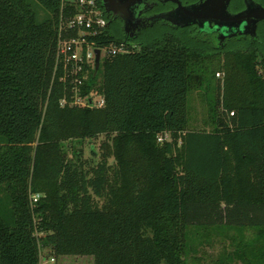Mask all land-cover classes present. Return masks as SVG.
<instances>
[{
  "label": "trees",
  "instance_id": "16d2710c",
  "mask_svg": "<svg viewBox=\"0 0 264 264\" xmlns=\"http://www.w3.org/2000/svg\"><path fill=\"white\" fill-rule=\"evenodd\" d=\"M63 14L61 0H0V264H41L45 247L187 264L192 227L253 228L219 264H264V24L219 48L108 24L97 43L137 46L91 69L81 93L103 95L96 107L61 103L73 86L57 60ZM195 79L211 85V130L189 128ZM101 135L96 160L69 156L66 141Z\"/></svg>",
  "mask_w": 264,
  "mask_h": 264
},
{
  "label": "flooded vegetation",
  "instance_id": "af4514ba",
  "mask_svg": "<svg viewBox=\"0 0 264 264\" xmlns=\"http://www.w3.org/2000/svg\"><path fill=\"white\" fill-rule=\"evenodd\" d=\"M125 1L116 0L117 11L106 12L109 24L113 23L117 30L132 39L170 29L219 48L233 40L255 35L264 24V20H258L253 27L255 12L249 16L248 23L231 18L246 12L249 7H264V0H228L220 13L210 10L211 0Z\"/></svg>",
  "mask_w": 264,
  "mask_h": 264
},
{
  "label": "built area",
  "instance_id": "2783aa9c",
  "mask_svg": "<svg viewBox=\"0 0 264 264\" xmlns=\"http://www.w3.org/2000/svg\"><path fill=\"white\" fill-rule=\"evenodd\" d=\"M102 0H61L65 15L69 8L72 14L61 23L58 38L57 60L63 69V80L73 83L72 94L62 99V104L102 107L105 98L95 90L81 93V85L88 79L92 68H96V50L101 51V62L106 55H117L134 51L137 46L131 41L111 42L101 46L95 40L101 36L109 24ZM74 10V11H73ZM105 51V54H103ZM219 74V73H218ZM91 100V102H90ZM160 135L159 139H162ZM39 195L33 197L37 201ZM56 257L43 258L41 264H54Z\"/></svg>",
  "mask_w": 264,
  "mask_h": 264
},
{
  "label": "rangeland",
  "instance_id": "374dc122",
  "mask_svg": "<svg viewBox=\"0 0 264 264\" xmlns=\"http://www.w3.org/2000/svg\"><path fill=\"white\" fill-rule=\"evenodd\" d=\"M103 54H105V51H103ZM220 76H223L222 72L221 75L217 72L216 77ZM214 82H216V79H214ZM209 87L211 85L207 86L206 83L200 84L198 79L193 81L189 92L190 129L211 130L213 128L210 120V105L208 102L212 89ZM103 138L104 136L101 135L98 138L72 139L66 141L64 144L70 157H74L77 152H81L85 159L96 160L97 158H92V150L94 149L95 152L101 150ZM169 138L170 136L167 134L162 139H159V141L162 142L164 139ZM109 163L111 165L116 164L113 156L109 158ZM240 233L250 238L254 235L255 230L253 228L238 230L228 227H210L207 229L190 228L191 249H189L186 255L187 264H219V260L223 258L226 262L228 252L234 248L232 245L233 239L238 238ZM42 255L44 258H50L52 256L46 247L42 249ZM235 263L238 262L236 261ZM54 264H95V262L93 256L90 255H64L57 257Z\"/></svg>",
  "mask_w": 264,
  "mask_h": 264
},
{
  "label": "water",
  "instance_id": "95a60500",
  "mask_svg": "<svg viewBox=\"0 0 264 264\" xmlns=\"http://www.w3.org/2000/svg\"><path fill=\"white\" fill-rule=\"evenodd\" d=\"M122 1H125V0H122ZM127 1L128 0H126L125 2H127ZM227 1L228 0H211L209 2V5H211L210 10L214 9L216 11V13H220L225 8ZM102 2H103V5L105 7V10L107 12H116L117 11L116 0H102ZM129 2H131V1H129ZM129 2H128L127 6L129 5ZM254 12H255V14H254L255 19L253 20V27H254L255 23L258 20H264V7H257L254 9L249 7V9L246 12H244L240 15H237L235 17H231V18L233 20L240 21V23L244 22V21H246L248 23L249 22V16H251V14ZM231 18H228V19H231ZM100 64H101V51H100V49H97L96 50V70L99 69ZM90 102H91V100H90Z\"/></svg>",
  "mask_w": 264,
  "mask_h": 264
}]
</instances>
